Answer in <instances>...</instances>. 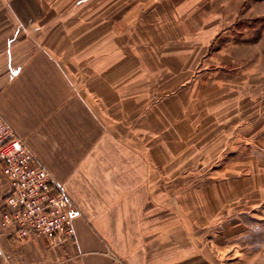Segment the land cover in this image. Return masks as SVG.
Masks as SVG:
<instances>
[{"label": "crops", "instance_id": "1", "mask_svg": "<svg viewBox=\"0 0 264 264\" xmlns=\"http://www.w3.org/2000/svg\"><path fill=\"white\" fill-rule=\"evenodd\" d=\"M179 3L0 0L1 114L56 180L66 183L70 210L78 214L74 242L53 248L38 236L23 239L3 230L5 205L0 206V264L180 262L185 242L178 233L171 240L168 231H209L210 242L226 243L248 214L250 195L264 199V165L255 163L264 152L253 149L252 157L243 117L234 127V115L240 114L219 116L217 108L243 97L229 99L219 87L244 84L193 74L198 59L194 62L192 51L201 42L193 50L186 47L185 39L196 36L186 33ZM187 54H194L193 62L186 61ZM59 70L85 73L82 83L94 88L88 112L102 120L95 154L75 170L71 159L59 164L57 149L51 146L47 153L40 139H32L49 119L50 142H58L52 135L63 134L64 127L58 128L57 119L71 117L69 80L78 81L58 78ZM58 85L66 87L63 98ZM0 181L5 202L10 186L1 161ZM157 231L167 235L150 252L144 246L155 240L143 239L142 232L148 237ZM194 237L201 245L202 238Z\"/></svg>", "mask_w": 264, "mask_h": 264}, {"label": "rangeland", "instance_id": "2", "mask_svg": "<svg viewBox=\"0 0 264 264\" xmlns=\"http://www.w3.org/2000/svg\"><path fill=\"white\" fill-rule=\"evenodd\" d=\"M179 1L181 2L179 3L180 11L181 9L184 10L180 15L186 20L183 22L186 33L196 36V38L187 37L185 39L186 47L193 50L194 48L191 47H194V42H201V47L197 46L195 47L196 50L192 51L196 53L194 62L198 59L193 74L203 78L216 77L219 80L234 78L237 82L244 84L242 87L228 88L229 90L219 87V90L225 93L226 91L228 92L227 96L229 99L236 95L243 96L242 99H232V101L227 103H218L219 116H224L225 113L230 111L232 113L234 111L235 114L239 113L240 115H234L235 123L232 126L237 127L241 122L239 120L238 123L237 119L243 117V126L249 129L248 142L251 144V156L255 153L253 149L264 152V0ZM169 9H172V7H169ZM197 20H200L201 23L194 22ZM197 34H201V36ZM198 49L200 50L197 51ZM193 57L194 54H187L185 59L189 63L193 62ZM212 72L213 75L210 74ZM57 73L60 75L58 78L78 81L77 83H72L69 80L68 92H70V99H68V108H72V111H69L71 117L63 120L57 119L58 128L64 127L63 134L52 135L58 139V142H50V130L53 131V128L49 123V119L45 121L44 127L39 125L36 128L37 135L33 134L32 139H40L41 142L38 145L47 153H49L51 146L54 151L57 149L59 156L61 155L58 158L59 164H65L67 158L71 159L75 166L72 169L75 170L80 168L82 160L87 158L89 154L94 153L98 147L103 136L102 131L100 133L101 129H99L102 120H98L96 111H93V113L88 112L89 104H91L88 97L94 88H88L82 83L81 79L86 77L84 76L85 73L80 71L67 72L64 70H59ZM31 89L34 90V88ZM35 89L42 90L39 87ZM56 90L59 97L66 94L65 86L58 85ZM212 90L213 87L208 88L209 93ZM200 93L204 95L205 90L202 88ZM62 105L65 108L66 105ZM208 105L211 106L213 103ZM205 108L204 106L200 110H206ZM19 137L30 146L29 142H26L22 136ZM54 153L56 154V152ZM63 153L65 156L62 155ZM39 161L42 162L41 160ZM46 161L48 163L50 157ZM255 163L264 165V157ZM58 168L65 172L64 169L66 167L61 168L60 166ZM69 168L71 169V167ZM260 168L262 166H259V173L262 171ZM261 181H263V178H261ZM59 184L66 190L70 198L66 183L61 181ZM258 185L262 186V183ZM5 186V181H0L1 208L4 205ZM250 186H253L252 182ZM173 212L177 213L176 207H174ZM247 212L248 214L239 219L240 227H234V230L230 233L232 234L231 240H227L226 243L219 241L218 245L215 244V241L210 242V239L213 238V232H179L172 229L168 231L171 240H177L179 237L175 235L178 233V236L182 235V242H185V247L181 250L183 254L180 255V258L183 257L185 260L171 262L170 264H264V199L250 195ZM1 213H3V208ZM172 217L177 216L174 215ZM142 234L144 235L143 239L155 240L150 246H144L146 250L155 252L160 248V243L158 242L163 238V235H167V232L157 231L148 237L145 236V232H142ZM195 234L198 235L195 236ZM97 237L101 236L97 233ZM193 237H201V245L195 243ZM139 238L140 235L138 234ZM110 253L108 249L107 254Z\"/></svg>", "mask_w": 264, "mask_h": 264}, {"label": "built area", "instance_id": "3", "mask_svg": "<svg viewBox=\"0 0 264 264\" xmlns=\"http://www.w3.org/2000/svg\"><path fill=\"white\" fill-rule=\"evenodd\" d=\"M0 161L10 190L1 226L19 238L35 235L58 248L77 237L69 196L50 169L18 136L0 112Z\"/></svg>", "mask_w": 264, "mask_h": 264}]
</instances>
